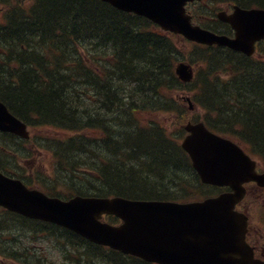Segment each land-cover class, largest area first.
Returning <instances> with one entry per match:
<instances>
[{
    "label": "trees",
    "instance_id": "trees-1",
    "mask_svg": "<svg viewBox=\"0 0 264 264\" xmlns=\"http://www.w3.org/2000/svg\"><path fill=\"white\" fill-rule=\"evenodd\" d=\"M5 1L14 5L15 0ZM230 1L244 6L264 7V0ZM35 3L30 11L23 9L25 6L23 3L13 6L7 24L0 25V33L8 31L11 26L21 27L19 33L0 39L2 42L0 60L1 56L7 57V61H3L6 64L0 63V97L34 128L48 125L60 128L66 134L73 131L70 137L53 140L58 167L70 171V174L72 171H79L76 169L80 166L78 155L81 159L84 157L87 160V157L90 155L93 157L97 150L105 151L107 144L105 140L86 138L84 135L86 130L93 128L97 132L101 130L108 134L114 126L119 125L125 129L134 126L125 143L127 142L126 148H131V141L137 140V152H118L117 157L125 165L129 164L131 173L114 170L112 161L105 165L102 162L100 167L98 163L92 166L85 161L87 166L84 167L90 168L88 170L94 174V182H102L106 172H112L108 184L109 188L114 187L113 190L118 191L117 195L136 197V192L128 193L127 190L130 189L161 194V190L156 191L161 186L157 183L158 177L164 180L163 173L171 172L172 168L169 165L158 164L155 158L165 159V156H170V160L175 161L176 154L166 155L164 148L175 150L179 146L159 126L152 132L156 133L152 136L159 142H154L153 145L150 136L142 135L140 138L138 130L141 123L135 119L139 116L138 112H145L146 109L153 114L162 106L176 105L170 93L178 85L173 66L178 59L177 43L172 36L152 31V24L149 21L116 10L100 0H35ZM43 16L47 17L48 23L44 24L41 21L40 18ZM67 29L72 31L67 32ZM39 35L42 38L49 36L53 42L58 38L60 45L66 48L55 45V48L50 47V51L46 49L45 60V54H42L45 46L43 42L36 40ZM93 40L104 43L101 45L104 51H107L105 50L107 46L113 50L109 60L107 61V58L105 60L107 66L105 65L104 74L103 68L101 71L98 67L92 69L85 57L66 50L67 46H75L77 42L92 44ZM56 49L63 52L58 53ZM210 52L204 50L203 55L197 57L198 62L206 61L213 69H223L216 66L221 63L220 54L210 57ZM222 55L224 56L223 53ZM212 68L211 78L205 74L200 79L201 102L217 113L218 124H227V132L243 136L250 152L257 154L264 164V72L259 73L258 78L252 74V78L257 80L256 87L249 89V94H245L234 81L223 85L221 82L218 85L221 75L216 74ZM239 78L235 81L237 82ZM130 85L132 88L126 89ZM229 93L228 99L223 98ZM14 104L21 108L20 111ZM110 147L109 143L107 148L111 150ZM98 156L93 158L99 161ZM128 161L133 162V165L137 164L139 168L149 164L154 177L144 176L141 170L139 173L134 171ZM155 164L158 167L153 166ZM179 168L185 171L181 165ZM62 185L75 187L82 194L89 193L87 187L75 185L67 175L66 179H62ZM90 190L94 191L92 187ZM49 228L51 232L54 227L50 224ZM61 232L70 243L76 242L80 245H83L82 242L85 243L69 231ZM91 251L93 258H111L114 264H146L141 261L134 262V259L128 258L131 256L113 250L109 253L101 248L96 252ZM87 255L90 256V252ZM80 260L81 258L77 256L73 262Z\"/></svg>",
    "mask_w": 264,
    "mask_h": 264
},
{
    "label": "water",
    "instance_id": "water-1",
    "mask_svg": "<svg viewBox=\"0 0 264 264\" xmlns=\"http://www.w3.org/2000/svg\"><path fill=\"white\" fill-rule=\"evenodd\" d=\"M119 9L135 11L160 22L165 28L183 32L189 39L209 44L229 45L253 53L254 42L264 37V10L238 9L234 15L220 16L238 30L237 38L214 34L191 25L183 5L187 0H106ZM179 76L193 78L189 65L180 64ZM0 103V125L12 120L8 128L19 130L21 123ZM184 147L190 152L205 182L227 184L234 190L217 198L188 204L138 202L118 198L76 196L70 201L47 197L31 191L18 181L4 182L10 197L26 214L63 224L94 242L110 245L126 253H135L162 264H257L245 243V215L234 207L245 194L244 181L257 180L264 187V173L256 171V162L236 144L207 131L202 123L189 124ZM1 183V180H0ZM22 192V195H17ZM1 197V196H0ZM102 213H113L125 220L120 227L103 223ZM193 228L195 240L189 237ZM261 264V263H259Z\"/></svg>",
    "mask_w": 264,
    "mask_h": 264
},
{
    "label": "rangeland",
    "instance_id": "rangeland-1",
    "mask_svg": "<svg viewBox=\"0 0 264 264\" xmlns=\"http://www.w3.org/2000/svg\"><path fill=\"white\" fill-rule=\"evenodd\" d=\"M203 9H206V8H204V7H201L200 8V10L199 11H197L198 12V15H199V17H200V19H202L203 20V18H209V19H212V16H211V14L210 13H212V12H214L213 10H211V9H208L209 11H210V13H208V11L207 10H204L203 11V13H202V10ZM181 46L183 47L182 49H181V54L182 53H184L186 50H189L190 48H191V46H184V45H182L181 44ZM77 48H78V52H77V54H79V55H83V54H88L90 51L91 52H94L93 51V49L91 48V46H90V44L89 45H86V46H84L83 44L82 45H79V44H77V46H76ZM72 49V48H71ZM222 79L224 80V82H226V79H227V77L226 76H223L222 77ZM221 83V81L219 82L218 81V85ZM124 87V86H123ZM218 87V86H217ZM132 88V86L130 85L129 87H127L126 89H128V90H130ZM185 93H187V92H185V91H183V92H181V93H179L178 91H173V100H179L181 103H180V106H181V108H183V109H186V107L185 106H187L188 107V105H187V103L185 102V100H182V97H183V95L185 94ZM230 95V93L229 94H225L224 95V97L223 98H225V99H228V96ZM223 101V100H222ZM224 102V101H223ZM198 112H197V114H199V116H200V119H202L203 117L205 118V116H206V112L205 111H202L201 109L200 110H197ZM187 117H189V113L187 112ZM142 116V115H141ZM149 116L150 115H147L146 117H145V119L146 120H148L149 119ZM112 117V116H111ZM151 119H155V120H158V121H162V124H164V126H166L167 127V129L168 130H170V131H172V133H174V134H176V135H178V136H181V137H183V130H182V128L181 127H179L178 125H180L181 123H180V121H182L183 119L181 118V117H179L178 115H176V114H174V113H172V114H168V113H164V112H161L160 114H158V115H154V116H152V118ZM111 120V119H110ZM133 127L134 126H130V128L129 129H125L124 127H120L119 125H118V127H114V129H112L111 130V134H112V137L114 138V142L116 143V144H111V151L109 150V149H106L105 148V151H101V152H103V153H101V152H98V150L94 153V155H93V157H96L97 155H99L98 157H99V160H101L102 159V157L105 155V153H108V155H109V157H110V159H112V160H114L113 161V166L115 167L114 168V170H116V171H121V172H125L126 174L127 173H131L132 171L129 169V164L128 165H125V163H123V162H120V160L119 159H117V157H118V152H120V153H123V152H125L126 151V153H132V152H137V149L138 148H136V146L138 145L137 144V140H133V141H131L132 143H131V148H126L127 146H126V143H125V141L127 140V138L130 136V134L133 132ZM38 127H36L35 128V130L37 129ZM116 131L117 130V132H116V134H114L113 135V131ZM48 132L50 133V134H52V136H56V135H58V134H56L55 135V132L54 131H52V130H47L46 128L45 129H43L42 130V132H40L39 133V137L40 138H42V136H46L47 134H48ZM57 133V132H56ZM93 133H94V135H96V134H98V133H100L99 131L97 132V130L96 129H90V130H87L86 131V134L89 136V137H91L92 135H93ZM154 142H159V140L157 139V138H153L152 140H151V144H153ZM161 143V142H160ZM150 144V145H151ZM154 145V144H153ZM140 146V145H139ZM117 147V148H116ZM113 148H116V149H113ZM126 148V149H125ZM165 150H166V155H172V156H174V154H176L175 156V158H176V160L174 161V159L171 161L170 159V156H165V159H163V158H160V157H156V156H154V157H156L155 159H157V160H155V161H157V163L158 164H161V165H169L171 168H172V171L171 172H167V171H165V173H167V178H169V176L171 175V174H177L176 175V180L178 181V182H182V181H184V176H185V174L187 173H185V171L183 172V171H181V169L179 168V166L183 163L182 162V160H183V158H181L182 157V153H180V152H178L176 149L175 150H173V149H168V148H164ZM173 151H175L174 153H173ZM42 153H40L41 155H42V158H41V156H40V158L42 159V160H45V159H47L48 158V156H49V153L48 152H43V151H41ZM119 153V154H120ZM79 156V155H78ZM77 156V158H79L80 159V166L79 167H76V169L77 170H79V171H77L78 173H80L81 174V176L83 177V182L81 183V181H79V183L80 184H83L84 182L85 183H91L92 182V189H98V188H100V189H106V187H102L101 186V182L100 181H93L92 180V178L90 177V174H88V173H83L84 172V170H85V172H86V168H84L83 166H87V164L85 163V161L86 162H88L89 164H91L90 162H94L95 164L96 163H98V164H100L101 162L100 161H97V159H94L91 155L90 156H88L87 157V160H85L84 159V157H82V159L80 158L81 156H79L78 157ZM139 156V155H138ZM181 156V157H180ZM91 157V158H90ZM33 157H29L28 158V160L27 161H30L31 159H32ZM166 158H168V159H166ZM163 159V160H162ZM33 160H36V158H33ZM26 161V162H27ZM146 162H148V161H146ZM180 162V163H179ZM74 163V162H73ZM93 163V164H94ZM127 163H130L129 161L127 162ZM25 164V163H24ZM35 164V163H34ZM131 164V163H130ZM74 167L76 166L75 164H72ZM149 165V164H148ZM83 168H82V167ZM131 166H133L132 164H131ZM155 166L156 167H158L157 166V164H155ZM50 167H51V165H50ZM56 167V166H55ZM58 168V167H57ZM163 168V167H162ZM44 169H46V168H44ZM127 169V170H126ZM186 170V169H185ZM40 171V169H37V172H39ZM43 171V170H42ZM41 171V172H42ZM136 172H140V171H138V169H136L135 170ZM163 171V170H162ZM181 171V172H180ZM63 172V173H62ZM76 172V171H75ZM164 172V171H163ZM60 174H63V177H66V175L69 177V175H70V171H65V170H61V172H59ZM111 173L112 172H110V171H107L106 172V179H105V181H103L102 182V184L103 183H105L106 182V180L108 181V180H111V178H110V175H111ZM152 174H154V173H152ZM152 174H150V175H152ZM164 174V173H163ZM113 175H114V173H113ZM108 177V178H107ZM112 177V176H111ZM152 177V176H151ZM158 177V176H157ZM188 181H187V184H189V186L190 187H188L189 189H187V190H185V189H183L182 190V192L187 196V194L190 196V197H194V190H191L193 187H194V180L190 177V176H188ZM158 179H159V181H164V180H161V178H159L158 177ZM187 185H186V183H184V187H186ZM202 190H203V192H205L206 194H208L207 192H210V190H206V187H200ZM128 191V193H133V192H137V193H141L140 191H135V190H132V189H130V190H127ZM254 195V194H253ZM251 198V197H250ZM252 199V198H251ZM264 207V202H262L261 200H258L255 204H254V207H253V212L254 213H256L257 214V211H260V209H262ZM17 223V222H16ZM17 224H20V223H17ZM8 229L9 228H5L4 230H3V232H1V234L2 233H5V232H7L8 231ZM4 237H3V235L1 236V239H3ZM20 238H23V237H20ZM52 238V236H48L47 238H44V239H40V245H41V247L42 248H46L47 250H46V252L47 253H49V255L51 254V255H53V257L56 259V260H58V261H61V260H63V257H62V254H60L59 253V251H57V249H56V246H57V242H55L56 240H52L51 239ZM23 243V242H22ZM58 243H60V244H63V240H59L58 241ZM51 245V246H50ZM1 246H2V249L4 250V245L3 244H1ZM18 246H21L20 244L18 245ZM40 246H39V250H41L40 248H41ZM19 251V250H18ZM87 251H90V250H87ZM20 252V251H19ZM42 252V251H41ZM91 252V251H90ZM0 253H1V256H8V254H5L3 251H1L0 250ZM83 255L82 256H84V255H86L85 253H82ZM77 257H75V259H76ZM74 259V260H75ZM73 260V261H74ZM109 262H110V260H108L107 259V261H105V260H100V261H98V263L97 264H109ZM73 263H75V262H73ZM88 264V263H87Z\"/></svg>",
    "mask_w": 264,
    "mask_h": 264
},
{
    "label": "flooded vegetation",
    "instance_id": "flooded-vegetation-1",
    "mask_svg": "<svg viewBox=\"0 0 264 264\" xmlns=\"http://www.w3.org/2000/svg\"><path fill=\"white\" fill-rule=\"evenodd\" d=\"M251 205L252 204L250 202H245L241 208L245 212H247L248 208L251 207ZM3 214H4V210L0 209V221L4 219L5 215ZM250 224L252 226L249 227V231L247 233L248 241L251 244V247H253L255 258L262 259L264 261V228L262 227L261 223L256 222L251 217V215H250ZM0 264H3V259L1 258H0Z\"/></svg>",
    "mask_w": 264,
    "mask_h": 264
},
{
    "label": "bare ground",
    "instance_id": "bare-ground-1",
    "mask_svg": "<svg viewBox=\"0 0 264 264\" xmlns=\"http://www.w3.org/2000/svg\"><path fill=\"white\" fill-rule=\"evenodd\" d=\"M54 15H55V13H54ZM53 15V16H54ZM40 18V17H39ZM47 17H45V16H43V17H41L40 19H41V21L44 23V24H46V23H48L47 22V19H46ZM12 28L11 29H9L8 31H4V32H2V33H0V39L1 38H8V37H11V36H13V35H15V34H17V33H19L20 31H21V27L19 26H16V27H13V26H11ZM1 44H2V42H0V46H1ZM14 107H16L17 109H18V111H20V107H18V105L17 104H14ZM6 122H8V119H7V121ZM91 158V157H90ZM91 163V165L93 166V163L94 162H90ZM151 166L150 165H148V164H146V165H144L143 167H136L135 169H134V171L136 170V169H138V171H143L144 172V176L146 175L147 177H151ZM69 178L71 179V182H73L75 185H78V186H81V187H87L86 188V190L87 191H91L90 190V188L92 187V182L91 183H83V184H80L79 183V181H81V183L83 182V178H82V176H81V174L80 173H78V172H75V171H72L71 172V174L69 175ZM108 178V177H107ZM106 179V178H105ZM105 179L103 180V181H105ZM102 181V182H103ZM102 182L100 183L101 184V186L103 187H109V182H110V180H106V182L105 183H103L102 184ZM46 229H45V227L44 226H41V229L39 230L40 232H43V231H45Z\"/></svg>",
    "mask_w": 264,
    "mask_h": 264
}]
</instances>
